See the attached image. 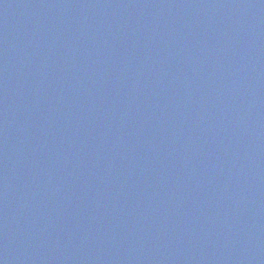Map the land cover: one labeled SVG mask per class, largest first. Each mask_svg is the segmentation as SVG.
Wrapping results in <instances>:
<instances>
[{"label":"water","instance_id":"1","mask_svg":"<svg viewBox=\"0 0 264 264\" xmlns=\"http://www.w3.org/2000/svg\"><path fill=\"white\" fill-rule=\"evenodd\" d=\"M0 264H264V0H0Z\"/></svg>","mask_w":264,"mask_h":264}]
</instances>
